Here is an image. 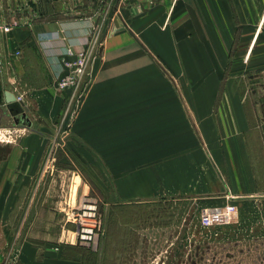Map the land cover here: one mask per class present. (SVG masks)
I'll return each instance as SVG.
<instances>
[{"label":"crops","instance_id":"crops-1","mask_svg":"<svg viewBox=\"0 0 264 264\" xmlns=\"http://www.w3.org/2000/svg\"><path fill=\"white\" fill-rule=\"evenodd\" d=\"M0 25L2 100L14 93L38 121L29 131L1 103L0 138L27 136V153L39 157L45 145L32 141L47 143L68 122L63 61L96 39L103 45L69 131L83 157L105 165L112 199L259 194L264 0H0ZM60 251L23 244L18 259L76 264Z\"/></svg>","mask_w":264,"mask_h":264},{"label":"rangeland","instance_id":"rangeland-1","mask_svg":"<svg viewBox=\"0 0 264 264\" xmlns=\"http://www.w3.org/2000/svg\"><path fill=\"white\" fill-rule=\"evenodd\" d=\"M86 85L87 77L53 138L32 141L45 145L36 159L26 151L27 136L0 138V264H23V244L40 252L60 246L76 264H264V185L258 195L240 199L111 198L105 165L83 157L69 131ZM86 206L100 221L88 242L75 233Z\"/></svg>","mask_w":264,"mask_h":264},{"label":"built area","instance_id":"built-area-1","mask_svg":"<svg viewBox=\"0 0 264 264\" xmlns=\"http://www.w3.org/2000/svg\"><path fill=\"white\" fill-rule=\"evenodd\" d=\"M0 25V30H1ZM8 31V27L3 28ZM97 40L90 41L86 49L78 54L69 51L71 58L64 59V74L57 80V88L60 91L69 90L72 92V98L80 92L81 86L87 74V69L92 56L100 52L102 43L97 44ZM3 65L0 60V67ZM21 100L20 98H18ZM88 217V219L86 218ZM100 229V221L95 219V213L90 206H86L83 215L77 222L76 236L78 239L88 242L92 241Z\"/></svg>","mask_w":264,"mask_h":264},{"label":"water","instance_id":"water-1","mask_svg":"<svg viewBox=\"0 0 264 264\" xmlns=\"http://www.w3.org/2000/svg\"><path fill=\"white\" fill-rule=\"evenodd\" d=\"M1 103H4V107L2 108L4 113L9 112L12 117L16 119V124H22L29 128L37 129L38 121L28 118V107L25 105L24 101L19 100L14 93L6 91L4 93V102L1 99L0 93V104Z\"/></svg>","mask_w":264,"mask_h":264},{"label":"bare ground","instance_id":"bare-ground-1","mask_svg":"<svg viewBox=\"0 0 264 264\" xmlns=\"http://www.w3.org/2000/svg\"><path fill=\"white\" fill-rule=\"evenodd\" d=\"M0 93H1V99H2V92H1V87H0Z\"/></svg>","mask_w":264,"mask_h":264},{"label":"flooded vegetation","instance_id":"flooded-vegetation-1","mask_svg":"<svg viewBox=\"0 0 264 264\" xmlns=\"http://www.w3.org/2000/svg\"><path fill=\"white\" fill-rule=\"evenodd\" d=\"M13 120L15 121V123H16V119L13 117Z\"/></svg>","mask_w":264,"mask_h":264}]
</instances>
